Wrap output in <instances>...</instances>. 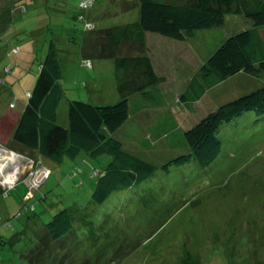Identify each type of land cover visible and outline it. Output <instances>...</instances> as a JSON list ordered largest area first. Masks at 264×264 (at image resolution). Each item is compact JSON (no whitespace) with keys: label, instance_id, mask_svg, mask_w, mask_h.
<instances>
[{"label":"rangeland","instance_id":"obj_1","mask_svg":"<svg viewBox=\"0 0 264 264\" xmlns=\"http://www.w3.org/2000/svg\"><path fill=\"white\" fill-rule=\"evenodd\" d=\"M79 2L21 0L25 10H17L9 30L11 35L16 31L21 35L14 36L0 56V144L34 159L28 163L20 157L25 170L18 182L5 192L8 186L0 184V264H32L31 253L37 256L41 242L49 244L46 223L62 208L72 211L74 223L70 233L55 241L67 244L58 258L66 264H264V115L246 111L223 124L219 131L221 152L208 167L193 160L174 165L170 171L161 168L189 151L181 125L192 127L222 103L260 88L264 77L241 71L208 89L198 103L175 106L174 102H179L176 94L185 89L196 67L188 50L190 42L150 37L149 43L158 46V56L170 63L168 72L173 77L163 90L168 92L166 97L180 126L167 138L169 148L162 142L157 146L135 144L126 132L131 123L125 125L127 129H118L115 136L124 141L126 149L159 168L142 183L114 191L102 203L94 201L92 194L100 177L97 172H103L110 159L107 155L93 157L81 151L74 158L54 161L13 140L16 115L27 103V93L51 41L63 65L62 81L70 84L68 91L63 88L59 123L68 120L70 100L97 105L119 100L113 59L92 58V69L82 63L79 48L84 49V35L91 31L77 19ZM122 6V0H96L84 13L97 23L96 29L139 18V7L125 11ZM245 23L244 17L233 14L227 16L224 26L210 32L201 30L209 34V38L202 37L203 56ZM260 31L264 37V27ZM196 43H201L200 37ZM11 46L19 47V52H11ZM163 108L164 104H154L151 117L159 116ZM30 166L36 172L31 178L32 189L24 179L29 177ZM44 167L51 169L45 179L41 173Z\"/></svg>","mask_w":264,"mask_h":264},{"label":"trees","instance_id":"obj_2","mask_svg":"<svg viewBox=\"0 0 264 264\" xmlns=\"http://www.w3.org/2000/svg\"><path fill=\"white\" fill-rule=\"evenodd\" d=\"M11 1L0 0L4 14L3 17L0 14L3 19L0 24V56L4 53V46L11 44L14 36L21 35L19 31L11 35L9 30L17 10L25 9L22 10L21 0ZM82 1L79 2L77 19L86 29L89 24L92 25L89 28L91 34L83 38L84 49L81 48V52L85 57L82 63L89 67V61L93 66L92 58L113 59L119 100L105 105L70 100L68 120L59 123V106L64 96L62 66L56 44L51 41L34 85L27 93L28 100L14 128L13 140L24 149L39 152L40 157L54 161H62L66 156L74 158L81 151L93 157L107 155L110 159L103 172H97L100 177L92 194L94 201L102 203L114 191L142 183L159 168L126 149L124 141L115 136L130 116L131 98L134 95L149 97L148 89L168 81L165 74L159 73L148 53L146 36L153 34L174 42H190L189 45L203 58L178 95L180 104L191 106L201 101L208 89L238 72L264 77V37L260 31L264 27V0H122L125 11L139 7V18L103 29H96L97 23L84 13L94 6L96 0L85 8L81 6ZM233 14L244 17L246 23L237 32L228 34L211 54L204 57L202 37L205 34L209 38V34L200 31L206 29L210 32L224 26L227 16ZM199 37L200 44L196 43ZM11 47V52H19L15 50L16 46ZM9 70L10 66H7L5 71ZM14 105L11 102V106ZM246 111L264 115V85L203 115L184 132L189 151L171 158L161 168L170 171L174 165L180 166L193 160L203 168L208 167L221 152L219 131L222 125L235 121ZM167 133L166 139L171 135ZM161 134H151L142 143L157 142ZM46 228L49 244L41 242L37 256L31 253L30 262L66 264L58 258L67 244L55 241L63 239L73 230L72 211L69 208L57 211L46 223Z\"/></svg>","mask_w":264,"mask_h":264},{"label":"crops","instance_id":"obj_3","mask_svg":"<svg viewBox=\"0 0 264 264\" xmlns=\"http://www.w3.org/2000/svg\"><path fill=\"white\" fill-rule=\"evenodd\" d=\"M86 35V33H85ZM84 35V36H85ZM153 34H149L146 36V44H147V48H148V53L151 55L152 59L154 60V64L156 65L158 71L160 74H165L167 76V80L171 81V76L173 77V75H170V73L168 72V65L170 63H167L166 61L163 62V60L161 58H163L162 56H158V52H157V48L156 45L154 43H149V38L152 37L153 39H167V38H160L156 35ZM163 46L159 45V48H162ZM81 50V46L79 48ZM160 50V49H159ZM166 51V55L169 56V53L167 52V49H164ZM188 50L193 54V58L196 60V64H199L201 62V60L203 59L200 54L199 56L197 55V52L191 47H188ZM81 55L83 56V54L81 53ZM85 57V56H83ZM173 60V58H172ZM174 61V60H173ZM175 62V61H174ZM166 63V65L164 64ZM164 64V65H163ZM195 64V66H196ZM62 68L63 65L61 64ZM94 65L92 67H88V68H93ZM68 80V77H65ZM168 81L162 83V84H158L154 87H151L150 89V93H149V97H145L144 95H134L131 100H130V116L127 119V121L119 128V129H127L124 128L126 127L125 125L131 123L132 128H128V130H126V132H129L133 137V140L135 141V144H143L142 141L145 138H148V136L152 135H156V134H161L162 137L160 138L159 141L157 142H148L146 145H152L155 143V145L157 146L158 143L162 142L164 146H167L169 148V141L168 139H166V136L168 135L167 132H170L172 134V129H178L179 128V121L177 119H180L177 117L176 114V110H173V107L170 106V103L167 99V91L163 90V85H167ZM62 86L63 88H65L66 91H68L70 84L69 83H63L62 81ZM182 86V85H181ZM179 95V94H176ZM117 100H118V96H117ZM154 104H164V108L162 110V112L159 114V116H152L150 115V112L153 113L154 111L151 110L153 109V105ZM177 104H180L179 102H174V105L176 106ZM11 105V103H10ZM182 105V104H180ZM16 106V105H15ZM185 107L187 105H184ZM21 113V112H20ZM20 113H18L16 115V118L18 120ZM147 114V115H146ZM148 117L150 120L144 119ZM153 118V119H152ZM16 120V121H17ZM197 122V121H196ZM194 122L193 125L196 123ZM187 124V123H185ZM184 125H181L184 130H187L189 127L188 125L185 127ZM188 127V128H187ZM163 130V132L161 131ZM161 132V133H160ZM116 134V133H115ZM166 135V136H165ZM143 136H146L143 138ZM28 184V183H27ZM29 185V184H28Z\"/></svg>","mask_w":264,"mask_h":264},{"label":"bare ground","instance_id":"obj_4","mask_svg":"<svg viewBox=\"0 0 264 264\" xmlns=\"http://www.w3.org/2000/svg\"><path fill=\"white\" fill-rule=\"evenodd\" d=\"M20 157L17 152L0 147V182L3 185L8 186L24 173Z\"/></svg>","mask_w":264,"mask_h":264},{"label":"built area","instance_id":"obj_5","mask_svg":"<svg viewBox=\"0 0 264 264\" xmlns=\"http://www.w3.org/2000/svg\"><path fill=\"white\" fill-rule=\"evenodd\" d=\"M92 2V0H84V1H82L81 2V6L82 5H86L87 4V6H88V3H91ZM86 6V7H87ZM82 7H84V6H82ZM89 26V28H91L92 27V25H88ZM15 50H17V51H19V48H16ZM89 67H91L92 66V63H90V61L88 62V64H87ZM33 160H27V162L29 163V162H32ZM41 173H42V175H43V179H45L47 176H48V172H47V170L45 169V168H43V170L41 171ZM36 174V172L34 171V170H32V166H30V172H29V177L27 178V183L29 184V186L31 187V188H33L34 187V185H33V182H32V180L33 179H31L34 175ZM29 181V182H28ZM32 184V185H31ZM38 183L37 182H35V185H37Z\"/></svg>","mask_w":264,"mask_h":264},{"label":"water","instance_id":"obj_6","mask_svg":"<svg viewBox=\"0 0 264 264\" xmlns=\"http://www.w3.org/2000/svg\"><path fill=\"white\" fill-rule=\"evenodd\" d=\"M0 147L1 148H5V149H7V150H9V151H11V152H15V151H13V150H10V149H8V148H6L4 145H2V144H0ZM19 156H21V161L22 162H24V160H26V158L24 157V156H22V155H20L19 154ZM23 157V158H22ZM46 170H47V172H48V174H49V172L51 173V169L50 168H46V167H44ZM21 177V176H20ZM47 178V177H46ZM21 179V178H20ZM18 180H19V178L18 179H16L14 182H12L11 184H9L8 185V187L7 188H10V187H12V186H14L17 182H18ZM0 184H2V183H0ZM4 186H6V185H4Z\"/></svg>","mask_w":264,"mask_h":264},{"label":"clouds","instance_id":"obj_7","mask_svg":"<svg viewBox=\"0 0 264 264\" xmlns=\"http://www.w3.org/2000/svg\"><path fill=\"white\" fill-rule=\"evenodd\" d=\"M23 156V155H22ZM27 160H30V158H28L27 156H24ZM32 160V159H31ZM30 168V167H29ZM28 178V177H27ZM7 188V187H6Z\"/></svg>","mask_w":264,"mask_h":264},{"label":"flooded vegetation","instance_id":"obj_8","mask_svg":"<svg viewBox=\"0 0 264 264\" xmlns=\"http://www.w3.org/2000/svg\"><path fill=\"white\" fill-rule=\"evenodd\" d=\"M24 179H27V177H24ZM27 181V180H26Z\"/></svg>","mask_w":264,"mask_h":264}]
</instances>
